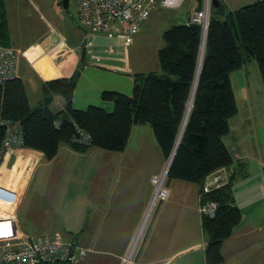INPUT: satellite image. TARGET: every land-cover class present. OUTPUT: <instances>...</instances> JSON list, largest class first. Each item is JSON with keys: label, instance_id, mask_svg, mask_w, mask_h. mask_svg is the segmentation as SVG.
I'll return each mask as SVG.
<instances>
[{"label": "crops", "instance_id": "obj_1", "mask_svg": "<svg viewBox=\"0 0 264 264\" xmlns=\"http://www.w3.org/2000/svg\"><path fill=\"white\" fill-rule=\"evenodd\" d=\"M219 3L229 11L236 10L229 5V0H219ZM199 4L200 0H196L187 13L168 19L175 24L189 23L193 12L199 10ZM204 4L205 0H202V6ZM49 28L53 36L47 38L44 35L23 51L31 52L39 47V52L32 53L34 59L52 69L54 76H43L35 66L37 61L29 56L18 58L30 66L41 90L48 80L73 76L79 63L94 69L102 68L118 77L131 72L127 49L135 35L124 51L113 46L114 40L97 37L100 65H95L90 62L88 52L82 61V49L66 58L50 54L59 35L75 45L81 41L83 33L80 29V37L69 39L54 27ZM39 41L42 43L36 44ZM83 74L84 71L78 82ZM120 81L116 77L112 79L109 87L99 89L102 90L100 96L105 90H119ZM230 81L237 113L229 120V132L223 142L237 161L232 192L241 217L221 244L223 259L219 264H264V82L257 64L252 61L231 73ZM75 100L74 96V106ZM142 131L144 135H141ZM28 151L26 153L33 158V167L16 212L18 227L27 239L30 235L40 240L59 234L73 240L87 250L78 264H208L205 254L208 241L199 213V185L168 180V198L159 200L155 209L154 203L150 209L155 195L151 179L165 170L164 163L168 160L166 157L163 160V151L150 125H133L122 152L99 148L77 152L70 145L61 144L57 154L47 160L41 151L31 148ZM19 154L11 152L7 157L9 166L13 161L19 163ZM37 172L40 175L36 180L38 186L31 196L23 225L18 215L20 204ZM19 176L14 182L17 183Z\"/></svg>", "mask_w": 264, "mask_h": 264}, {"label": "trees", "instance_id": "obj_2", "mask_svg": "<svg viewBox=\"0 0 264 264\" xmlns=\"http://www.w3.org/2000/svg\"><path fill=\"white\" fill-rule=\"evenodd\" d=\"M203 8L202 0L198 6ZM222 16L224 19H219ZM4 36V33H2ZM203 31L200 24L178 23L162 34L164 45L158 50V71L133 75L132 93L114 90L101 93L112 102L107 111L97 105L76 108L73 98L79 72L71 77L48 80L42 97L31 106L20 77L0 86V118L22 122L25 144L52 159L61 144L77 152L91 148L124 151L133 125L149 124L166 158L169 157L183 122L201 53ZM255 61L264 82V0H256L229 11L220 3L210 6L201 69L183 135L166 175L199 185L211 172L226 168L228 183L209 193L217 202L214 217H203L207 236L208 264L222 261L221 244L240 221L232 185L237 161L223 142L229 120L237 113L230 75ZM59 99L60 108L53 104ZM59 123L58 126L55 124ZM78 129L89 135L81 141ZM3 130L0 127V140Z\"/></svg>", "mask_w": 264, "mask_h": 264}, {"label": "built area", "instance_id": "obj_3", "mask_svg": "<svg viewBox=\"0 0 264 264\" xmlns=\"http://www.w3.org/2000/svg\"><path fill=\"white\" fill-rule=\"evenodd\" d=\"M182 1L161 0V5L176 7ZM209 4L210 0H205L203 8L193 12L190 22L204 27L205 21L209 20ZM156 5L157 0H76L77 19L83 30L81 41L71 45L59 35L57 43L49 52L66 58L86 48L90 62L100 65L97 61L99 56L96 38L104 36L114 40L113 46L124 51L127 42L138 33L141 23L147 19ZM28 53H30L28 50L21 52L14 47L0 44V86L17 77L18 58L20 55L28 57ZM55 125L58 126L59 123ZM0 127L3 130L0 140V264H78L87 250L73 240L56 234L30 241L21 233L16 212L33 167V158L26 153L30 148L25 144L20 120L0 118ZM78 136L82 137L81 141H89V135L81 129H78ZM13 151L21 153L19 163L13 161L9 166L7 157ZM19 174L16 183L15 177ZM23 177L26 178L24 183L21 181ZM165 177L164 170L161 175H154L151 179L155 190L157 185H160V194L156 200H165L169 196V190L164 185ZM228 177L229 171L226 168L217 169L205 177L198 194L201 218L216 215L218 204L208 199L207 195L227 184Z\"/></svg>", "mask_w": 264, "mask_h": 264}, {"label": "rangeland", "instance_id": "obj_4", "mask_svg": "<svg viewBox=\"0 0 264 264\" xmlns=\"http://www.w3.org/2000/svg\"><path fill=\"white\" fill-rule=\"evenodd\" d=\"M194 1L196 0H184L181 6L173 9L167 8L165 6L163 7L161 5V0H157L156 7L150 13V16H148L147 19L143 23H141L138 33L134 36L133 42L128 46L127 56L131 63V72L128 73L127 76L122 75V77H118L116 75H113L114 73L112 72L110 73L108 71H103L104 69L102 68L94 69L90 68L85 63H79V68L75 71V73L79 72L81 74L84 71V74L79 79L78 85L75 90V107H82L79 109H84L88 105H97L107 111H111L113 107L112 102L102 100L99 94V92H101L102 90L99 91V89H103L102 87H109L112 84V79H115L116 77L121 80L118 84L120 85V87L118 88L119 90L116 91L125 94H131L133 79L129 78L128 76L133 77V75L137 72H149L154 70L162 73L163 71L159 65V61L157 58L158 50L164 45L162 34L168 27L175 24L172 19L168 18H171L172 15H184L185 13H187L189 7L193 4ZM236 1L237 0H229V5H233V7H236V9H238L256 0H238L239 2ZM69 4L71 14H68L64 10L61 0H0V32L5 34L4 36L0 37V43L7 45L8 47L20 48V50L23 51L29 45L35 43L40 37L44 35H46L47 38L53 36L52 34L54 33H51L49 26L54 27L59 33L64 34L69 39L80 37L82 28L80 27L77 19L76 0H69ZM219 19L222 20L224 18L222 16H219ZM42 41H39L36 44H40L42 43ZM39 51V47L33 49V52ZM28 56L31 60L37 61L34 59L32 51L28 54ZM65 61L71 62L67 60ZM252 62H254V64H257L255 61ZM35 66L46 78H50L55 75L52 69H48L45 64L40 61H37ZM198 66L199 60L197 69ZM97 70L98 73L96 72ZM117 74H121V72H118ZM18 75L24 80L27 87L26 89L29 104L31 106H35L42 97V91L40 89L37 76L22 58L18 60ZM59 101L62 102V99H59ZM59 101L53 104L52 108L54 110L60 108ZM147 126L149 125L147 124ZM141 135H144L143 131ZM162 158L163 160L165 159L164 154L162 155ZM166 163L167 160H165L164 169ZM163 171L164 170H162L159 175H161ZM38 173L39 172L35 173L34 178H32L29 185V190L26 191V194L20 204L18 215L19 221L23 225L31 196L32 194H34V191H36L35 187L38 186V183L36 181L40 176ZM25 180L26 178L23 177L21 181H23L24 183ZM164 185L166 186V177L164 180ZM158 203L159 200H156L154 209L157 207ZM28 240L35 241L37 239H34L33 236L30 235V238H28ZM138 244L131 257V262Z\"/></svg>", "mask_w": 264, "mask_h": 264}, {"label": "water", "instance_id": "obj_5", "mask_svg": "<svg viewBox=\"0 0 264 264\" xmlns=\"http://www.w3.org/2000/svg\"><path fill=\"white\" fill-rule=\"evenodd\" d=\"M61 2H62V6H63L64 10L68 14H71L69 0H61ZM210 3H211V6L216 7V8L219 7V5H220L219 0H210ZM206 29L203 27V40H202L201 53H200V58H199V66H198V69H197L195 82H194V85H193V88H192L191 97L189 98V101H188V104H187V110H186L183 122L181 124L179 133L177 135L175 144L173 146V149H172V151H171V153H170V155L168 157V160H167V165L165 167L166 175L168 173L169 167H170V165L172 163L173 157H174L175 152L177 150V147L179 145V142H180V139H181V136H182L183 130L185 128V124H186V121H187V118H188V115H189V112H190V109H191V106H192V101H193L194 93H195V90H196V85H197V82H198V77H199L201 63H202V57H203L204 45H205V38H206L205 37L206 36ZM85 55H86V48H82V61L84 60Z\"/></svg>", "mask_w": 264, "mask_h": 264}, {"label": "bare ground", "instance_id": "obj_6", "mask_svg": "<svg viewBox=\"0 0 264 264\" xmlns=\"http://www.w3.org/2000/svg\"><path fill=\"white\" fill-rule=\"evenodd\" d=\"M210 5H211V3H210ZM210 5H209V11H210ZM207 24H208V20H206L205 23H204V28H205V29L207 28ZM160 183H161V182H160ZM162 187H163V184H162ZM159 194H160V185H157V188H156V190H155V195H154L153 201H152V203H151L150 209H151V207H152L153 204H154V203H153L154 200H156V199L158 198Z\"/></svg>", "mask_w": 264, "mask_h": 264}]
</instances>
